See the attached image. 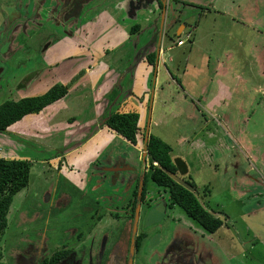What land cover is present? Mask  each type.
I'll return each mask as SVG.
<instances>
[{"label": "rangeland", "instance_id": "rangeland-1", "mask_svg": "<svg viewBox=\"0 0 264 264\" xmlns=\"http://www.w3.org/2000/svg\"><path fill=\"white\" fill-rule=\"evenodd\" d=\"M192 1L199 2L198 4L205 8H213L199 33L196 34L199 38L200 50L207 46L210 47V44L217 50L230 49L234 56L229 61L231 69L246 79L243 81V86L248 83V90L236 95L231 101L225 102L223 107L215 110H224L229 117L230 125L226 124L223 116H212V111L203 109L204 114L198 119L187 120L189 122L187 125H185L184 117L176 118L174 127L169 129H163V126L153 127L151 134L160 135L161 139L173 147V158L184 157V161L189 167L188 175L192 176L198 187L197 194L200 200L206 202L210 209L216 213V216L225 223L217 232L211 234L189 218L179 206H167L170 199L169 192L151 180L150 171L149 169L145 171L146 164L140 152L131 145L127 146L126 142L117 140L116 147L113 146V148L121 154H130L133 151L134 160L132 163L136 170L135 176L141 175L143 178L144 174H147L148 177L147 197L141 205L138 223V234L146 236V238L138 252L135 251L133 254L130 249L129 259L133 261V264H162L161 258L173 256L169 250L174 247L177 240L189 239L195 243L198 252L202 250L212 257V264H264V34L259 32L260 28L262 29L260 31H264V25H260L257 19L260 16L259 12H264V6H261L264 0ZM251 13L257 16L255 19L257 25L254 28V30H258L256 34L253 32L254 30L249 29L246 31L245 39L236 38L232 32L226 37L227 30L231 31L232 17L239 19L243 14ZM143 20L141 21V18L140 20L135 19V21L128 19V24L134 25L141 21V24L144 25ZM191 20L190 25L193 26L195 20ZM251 20L254 19L245 16L247 25H250ZM97 22L100 28L104 24V21L99 18ZM228 22L231 23L229 26ZM220 23H222V28H219ZM117 32L121 35L118 34V41L114 40L113 45L116 42H123L128 33L130 34V30L126 32V35H122L125 34L122 30L118 29ZM187 35L188 31L183 35L184 40L187 39ZM137 36L138 34L132 39H136ZM4 38L0 32V45L2 42H7L4 41ZM104 41L107 43L106 40ZM177 41V38H173L164 42L161 53L168 64L167 74L169 77L171 74L170 79L173 80V87H175L174 97L169 99L166 104L169 111L173 113L181 100L195 99L197 102L198 99L191 98V96L200 90L202 81L207 79V75L200 76L195 81L192 80L194 86L189 84L188 77L193 79L196 74L192 69L193 64L197 62L205 64L207 63L205 58L210 57L203 55L200 58L193 54L188 72L186 74L182 71L177 72L174 63L168 62V57L174 58V54H178L180 51L179 48L176 49ZM68 42L70 47H67V50L63 48L62 51L49 54V62H61L67 57L88 56L87 61L92 58L86 64V67L90 65L89 70H86L83 77L75 82L69 95L72 90L71 96L83 94L88 97V95L94 94L99 99L97 105L99 104V109H101L102 105L107 102L102 98V94L108 91L111 84L108 82L101 86V83L97 84V81L102 76L109 78L110 73L107 69L109 64L114 65V61H116L114 54L104 55L103 59L107 61L105 62L100 59L103 53L100 54L102 50L99 48V46L105 45L104 42L98 48L90 47L93 43L92 39L84 41L87 45L85 48H79L69 40ZM186 42V46L181 49L184 54L181 52L178 60L181 67L187 63L185 53L192 48L190 42ZM87 49L91 51V54L89 52L88 55L86 54ZM92 52L97 57L93 58ZM118 54L127 55L128 51ZM221 56L223 53L220 52L217 58L219 59ZM43 60L39 53L32 52V49L28 47L14 48L13 52L6 47L0 48V72H2L0 75V105L7 100L18 101L23 98L43 95L56 84L69 85L78 74L79 69L67 73L70 67V63H67L62 65L63 68L47 73L44 79L41 77L29 87L20 89L21 79L32 70L41 68L45 64ZM234 62L236 64L240 62L241 66L235 67ZM175 63L177 62L175 61ZM130 82L132 83L131 79L124 83L128 86ZM190 85L193 87L192 89ZM184 88H189V93L187 91L185 94ZM178 94L181 95V99L178 98ZM238 96L240 100H238ZM239 101L243 102V106L239 105ZM55 105L58 111L50 112L51 109L44 113L27 116L13 125L7 133H0V158L23 159L24 157L33 162L29 186L14 198L8 216V229L0 241V261L4 264H14L15 255L21 254V251L27 248L29 243H45L48 247V255L67 247L75 251L83 264H98L91 263V255L88 251L93 235L100 231V227H97V231H92L95 226L92 218L99 209L102 215L100 224L103 227L100 236L101 232L108 229L114 235V245L118 241H123L115 247L117 251L114 250V264H120L119 258L123 254H118L119 249L123 250L122 253L128 252L129 242L135 229V227L130 229L134 220L131 219L130 222L127 212L123 210L124 204L131 196V193L127 192L130 177L128 173H120L116 180L112 178L109 181L103 178L102 188L93 193L90 191V183L88 184L90 180V177L87 178L88 175L82 176L81 179L84 182L79 187L72 186V180L68 179L71 178L68 176V171L65 177L60 176L57 162H48L47 159L54 158L60 152L72 147V145H64L68 135H72L69 141L78 140L80 132L81 135L86 132L83 120L91 112L88 111L82 116L80 125L77 121L72 123L77 126L64 129L63 123L68 118L79 114L77 110L80 108L71 104L68 107H61V104L57 106L58 103ZM241 110L248 112V115L240 114ZM150 119L149 112L147 124ZM153 120L155 121V119ZM171 120L173 117L170 118ZM247 120L248 122H246ZM217 122L222 125H216ZM67 129L73 131L66 134ZM60 130L63 131L60 132ZM141 130L139 132L142 142L143 128ZM86 133L87 139L85 138V141L82 142L91 138L88 136L92 130L88 129ZM79 147L80 145L77 148ZM217 148L221 155L225 154L224 162L226 163H222L216 170L211 164L219 156L216 152ZM71 152L73 151L71 150ZM111 152L114 153V150ZM245 152L249 154L245 155ZM228 156L235 159L233 161L238 166L237 169L230 168L227 163ZM228 168L230 169L227 170ZM105 176L111 178L110 175L105 174ZM185 177L187 178V175ZM73 182L78 185V180ZM95 182L96 179L93 183ZM205 187L212 190V196L202 200ZM64 191L72 195L73 201L69 206L59 207L54 201ZM49 199L50 201H48ZM107 199L110 200L107 201ZM112 199H114V204ZM113 206L115 213L118 214V217L114 216V219L109 216V211L108 214L106 213L105 209ZM36 209L41 212L38 221L31 217L32 212ZM101 238L99 237V240ZM95 255L96 252L92 255V259Z\"/></svg>", "mask_w": 264, "mask_h": 264}, {"label": "flooded vegetation", "instance_id": "flooded-vegetation-1", "mask_svg": "<svg viewBox=\"0 0 264 264\" xmlns=\"http://www.w3.org/2000/svg\"><path fill=\"white\" fill-rule=\"evenodd\" d=\"M198 3L192 0H0V32L5 37L4 41H7L2 42L0 48L6 47L9 51L13 52L14 48L28 47L32 49V52L39 53L44 59L45 64L41 68L32 70V72L26 74L21 79L20 89L29 87L37 79L44 77L47 73H51L55 69L63 68L64 66L62 65L67 63H70L67 73L79 69L77 72V75H79L83 71L86 72L88 67L90 68V65L88 67L85 66L88 63L86 60L88 56H79L78 58L67 57L57 63L49 62V54L51 52L57 53L56 51H62L63 48L67 50V47H70L68 40L79 48H85L87 45L84 41L88 39H92L93 41L90 46L91 48H94V46L98 48L106 40L107 43L99 46V48L107 55L117 53L120 50L128 51L129 57H126V60H124V62H127V65H123L122 70L114 75V65L109 64V68L107 69L110 73L109 78L102 76L98 80L101 86L108 82L111 84L108 87V91L102 95V98L107 101L102 111L104 114L105 112L112 111L114 103L126 96L131 89L135 69L143 59L144 53L151 51L156 53L159 49L162 52L164 42L173 38L178 39V33L182 35L188 31V34L191 36L190 39H193L192 34L197 30L200 21L205 20L211 14V9H213L205 8ZM261 17L263 19L262 25H264V12ZM98 18L104 21L101 28L97 25ZM140 18L141 21L144 19V25L141 24V21L136 22L135 26H132V29L136 26L139 29L134 33L132 30L131 35L134 37L141 31H144L146 33L143 36L136 39L129 38V41L124 40L118 45L112 44L114 42V31L118 27L121 25H129L128 19L135 21V19L140 20ZM191 19L195 20L193 26L190 25ZM259 30L262 29L260 28ZM260 33L263 35L264 31H260ZM87 51L91 52L89 49ZM94 57H96L95 54ZM1 70L3 71L2 68ZM1 74L2 72H0ZM129 79H131L132 83L130 82L127 86L124 82ZM93 126H90L89 129L92 130ZM149 127L148 125L146 126V133ZM112 150H114V153L111 152ZM112 150L103 159L92 163L91 173L87 176V178L90 177L88 184L90 183V191L92 192L91 189L94 185L98 186L97 189L102 188L104 183L103 178L111 181L112 178L115 180L119 178L120 173H128L130 181L127 184V192L129 191L131 196L124 204L123 210L127 212V218L130 222L131 219L134 220V224L130 229L135 226L136 229H134L133 235L131 236L128 252L122 253L123 250L119 249L118 254H123L119 258L120 264H133V261L129 259L130 249L133 254L135 251L138 252L146 238V236H143V240L140 243L138 242V237L142 235L138 234L140 212L137 222L136 212L137 209L139 211L141 210V205L146 200L148 177L147 174H144L143 178L141 175L138 177L135 176L136 170L133 167L134 164L128 160L130 159L131 153L117 156L115 155L116 149ZM113 155L114 158L112 159ZM141 156L146 164L145 171L149 169L151 174L152 160L148 154L147 145H145ZM229 166L235 169L238 167L235 163H230ZM105 174L110 175L111 178H108ZM94 177L97 179L95 183L91 181ZM115 180L114 182H116ZM134 191L137 192L136 196ZM140 191L141 196H139ZM144 194L145 198L143 199ZM111 201L114 204V199ZM55 202L59 207L69 206L62 193L56 197ZM167 206L171 207L170 200ZM105 209L107 214L109 211L111 218L114 219V216L118 217V214L115 213L114 206ZM31 217L35 221H38L37 219H40L41 212L36 209L32 212ZM101 218L100 210L97 209V213L92 218L94 219L95 225L92 231H97V227H100V231L102 230L103 227L100 224ZM100 231L93 235L89 246L90 250L88 253L91 255V263L114 264L115 247L123 241H118L114 245V235L107 229L101 232L100 236ZM99 237H102L101 240H99ZM171 249L169 252H172L173 256L171 258L170 256L161 258L162 264H212V257L202 250L198 252L195 243L189 239L177 240ZM61 250H70L71 252L55 262L56 259H53V257L56 252ZM61 250L48 255V247L45 243H29L27 248L21 251V254L15 255L14 264H83L73 249L64 247ZM94 252H96V255L92 259ZM196 253L199 254L196 255Z\"/></svg>", "mask_w": 264, "mask_h": 264}, {"label": "crops", "instance_id": "crops-1", "mask_svg": "<svg viewBox=\"0 0 264 264\" xmlns=\"http://www.w3.org/2000/svg\"><path fill=\"white\" fill-rule=\"evenodd\" d=\"M263 3L261 4L262 7H263ZM259 13H260L259 18H257L256 14H253V13H251L249 15L243 14L242 17H239V19L237 17H232V19H231L232 25L230 26L231 31L227 30V32L225 33L226 37H228L227 35H229V33L232 32L236 38H238L240 40L242 38L245 39L246 31H248L249 29L253 31L255 26L257 25V21L255 20L256 18L259 21L258 23H260V25H262V23H263V19L261 17L262 13L261 12H259ZM244 15L247 18L254 19V20H251L250 25L246 24ZM204 21L205 20L200 21L197 30L192 34L193 39H192V43H190L192 48L190 49L189 52L185 53V55H186L185 57H187V60H186L187 63L184 64V67H181L178 64L179 63L178 60H179L180 54L182 52L181 49L186 46V43L183 46L176 45L177 46L176 49L179 48V50H180L179 53L174 54V58L168 57V62L174 63L175 69L177 72L182 71L184 74H186L188 72L189 63L191 62L193 54L197 55L200 58H202L203 55L204 56H207V55L210 56L208 58L207 57L205 58L207 60V61H205V62H207L205 64H203L204 62L203 63L197 62L196 64H193L192 69H193V71L196 72V74L193 76V79L188 77L189 84L192 85V80L195 81L200 76L207 75V79H204L202 81V84L200 86V90L196 91V93L192 94V96H191V98H194V97L197 98L198 99L197 102L195 101V99H190L189 101L188 100H186V101L181 100L180 104L176 105V107L174 109L175 110L174 113L172 111L170 112L169 111L170 109L167 108L166 104L168 103L167 101L169 99H172L174 97L173 93H174L175 87H173V84H174L173 80L170 79V77H172L171 74H170V77L167 74L168 73V69H167L168 64L166 63V60L163 58V56H161V60L159 61L160 64H159L157 73H156V69L154 68V65H151L148 62L146 56H144L143 59L140 61V63L137 65V67L135 69V74H134V81H133V83L131 85V89H130L131 93L122 97L121 103L119 104L120 106H118V111L120 113L137 112L140 115L139 128H140V131H142L141 128H143V136L144 137H143V141L141 142L140 132H139L137 146H134L129 141H127L122 136L118 135L115 131H112L108 127H104L103 129L99 130L94 136H92L86 142H82V141H85V138L87 137V133H86L87 130L89 129L90 126H93L95 123H97V121L99 120V118L103 114L102 113L103 109L106 106L105 105L106 103H105L102 105V108L99 109L100 106H99V104L97 105V101L99 99L96 95L92 94V95H88V97L83 95V94L71 96V94L73 93V90H72L70 92V95H68L66 99L57 102L58 103L57 106H60V104H61V107H64V106L68 107V105L71 104L74 107L78 106L80 108V110H77L79 112V114H77L71 118H68L63 123L62 127L64 129L66 127L72 128V127L77 126V125L72 124L73 122L76 123L77 121H79L78 125H80L82 123V121L80 120L82 118V116H84L88 111L91 112L88 116L86 115L85 119L83 120L84 121L83 124H85L86 132H84L82 135L80 132V134L78 135V140H76V141H69L71 139L72 135H68L69 137L66 139V142L64 145H67V146L72 145L73 148L70 147L71 149L68 148L67 149L68 151L65 150V151L60 152V154L58 156L51 158L48 161V162H52V163L57 162L58 171H59L60 176L63 175L65 177V174H67L66 172L68 171V176H71V178L69 177L68 179L72 180V186H78L79 187L84 182V180L81 179L82 176H86V175L89 176V174L91 173L92 163H95L96 161L103 159L108 154V152L110 150L114 149L113 146L116 147L115 143L117 140H122V142H126L127 146H129V145L133 146V148L136 149L137 151H140V155H142L143 149H145V145H146L144 138L146 135V126L148 124L150 126L149 127V136H150V134L152 133L153 127L159 128L160 126H163V129L164 128L169 129V128L174 127V124L176 122V118H183V117L186 119L185 125H187V124H189V122L187 120L198 119L199 116L204 114L203 109L204 110L206 109L210 112L212 111L211 112L212 116H215V115L216 116H218V115L223 116L226 124L230 125L229 117H227V115L225 114V111L224 110L215 111V110L219 109L220 107H223V104L225 102L231 101L232 99H234V97H236V95H239L241 92L243 93L245 90H248L247 88H248L249 84L247 83L246 85L243 86V84H244L243 81H245L246 79L244 77H242L241 75L235 73L231 69V65H230L231 63L229 61H231L234 56H233L232 52L230 51V49H227V50L226 49H218L217 50V49H215V47L213 45L210 44V47L207 46V47H204L203 50H200L201 47L199 45V38H197L198 35H196V34L199 33V30L202 28ZM221 24L222 23H220L219 28H222ZM230 24L231 23L228 22L227 25L229 26ZM132 26L133 25L129 24L127 26L121 25L120 27H118L114 31V40L118 41V37H119L118 36L119 33L117 32L118 29L122 30L125 33L122 35H126V32L128 30H130V34L128 33V36L125 40L132 38L131 32L134 29V28L132 29ZM134 26H135V24H134ZM180 32H182V30H180ZM253 32L256 34L258 32V30H254ZM259 32H260V30H259ZM184 34L185 33H183L181 36H179L178 39H184L183 38ZM119 35H121V34H119ZM120 43L116 42V45H118ZM100 50H102V49H100ZM259 50L262 51L261 49H259ZM88 52L89 51H87L86 54ZM121 52H123V51L120 50L117 53H114V57L116 59V61H114L115 62L114 63V75H115V73H117L123 69V65H127V62H124V60H126V57L128 58L129 56H128V54L127 55L118 54ZM220 52L223 53V56H221L218 59L217 55ZM101 53H103V55ZM182 53L184 54V52H182ZM100 54H101L100 59H103L104 55H106V53L103 50L100 51ZM149 54H155V52L151 51V52H149ZM226 55H227V57H226ZM96 57H97V55H96ZM88 61L90 62L91 58ZM175 61L177 63H175ZM100 62H102V61L100 60ZM105 62H107V61H105ZM88 63H86V64H88ZM233 64L235 65V67L241 66L240 62H238L237 64L234 62ZM233 69H236V68H233ZM87 70H89V67L87 68ZM169 73H170V71H169ZM43 79H44V77H43ZM192 86H194V84ZM192 86H191V89L193 88ZM106 89H107V87H106ZM187 91L189 93V91H190L189 88L183 89V92L185 94H187ZM179 95L180 94H178V98L181 99L182 97H181V95L180 96ZM152 97H153V99H152ZM237 98H238V100H240L239 96ZM239 105L243 106V102L239 101ZM55 107H56V105L54 104L53 106L46 108L41 113H44L46 110L48 111L51 109L52 110L50 112L58 111V109H56ZM114 110H116V109L114 108ZM178 110H180V111H178ZM149 112H150L151 119H150L149 123L147 124V118L149 116ZM245 113H246V111L241 110L240 114H245ZM246 115H248V112L246 113ZM171 117H173V120L170 121ZM153 119H155V121ZM246 122H248V120ZM216 125L221 126L222 124H220V122H217ZM62 131L63 130H60V132H62ZM72 131L73 130H71V129L70 130L67 129L66 134H70ZM158 137H160V135H158ZM75 145H77V146H75ZM79 145H80V147L77 148ZM71 150L73 152H71ZM218 151L219 150L217 148L216 152H218ZM130 153H131V156L129 157L130 159H128V160L132 162L134 160V154H133V151H131ZM247 153L248 152H245L244 154L246 155ZM214 154H215V152H214ZM214 154H212V156H214ZM115 155L122 156V154L117 150L115 151ZM218 155H219L218 158H216L214 160V162H212V164H211V166H213L216 170L218 167H220V165H222V163H225L224 161L226 160L225 156H224L225 154L221 155L218 152ZM143 156H145V155H143ZM254 157H257V156H254ZM113 158H114V155L112 156V159ZM174 158H177V157H174ZM228 158L229 159H228L227 163H229V164L234 163L233 160H235V159L233 157L228 156ZM17 159H20V158H17ZM181 159L185 160L184 157H182ZM95 178L96 177L92 178L91 181H94ZM86 179L87 178H85V180ZM75 180H78V185H75V183L73 182ZM97 188H98V186L94 185L91 189L92 192L96 193L97 191H99V189H97ZM62 195H63L64 199L67 200L68 205H70L73 201L72 195L66 191H64L62 193Z\"/></svg>", "mask_w": 264, "mask_h": 264}, {"label": "trees", "instance_id": "trees-1", "mask_svg": "<svg viewBox=\"0 0 264 264\" xmlns=\"http://www.w3.org/2000/svg\"><path fill=\"white\" fill-rule=\"evenodd\" d=\"M138 29V26L134 27L133 33ZM189 41L192 43V39ZM155 59L156 54H149L147 56V60L151 65L155 63ZM84 74L85 71L77 75L69 85L56 84L43 95L23 98L18 101L7 100L1 104L0 133H7L10 127L22 121L25 117L32 114H40L49 106L66 99L72 86L75 82L81 79ZM130 92L131 90L128 91L127 95ZM120 103L121 100H117L114 103V108L116 110H113L114 108L112 107V111L102 114L97 123L94 124L92 133L88 136V138L96 134L102 128L108 127L131 144H138L140 115L137 112H118L117 110ZM147 146L148 154L152 160L150 178L157 186L168 190L171 207L179 206L182 210H184L189 218L196 221L202 228L211 234H214L222 226H224L225 221L217 217L216 213L213 209H210L206 202L200 200L197 191H190L175 181L166 172L170 171L176 174L178 173L172 156L173 147L160 137L153 134H150ZM47 160L49 161L50 158ZM155 163H157V165H155ZM32 168L33 162L26 158H0V241L8 229V216L14 202V198L30 184ZM183 179L198 190L192 176L187 175V178L184 177ZM134 192L136 196L137 192ZM211 196L212 190L209 187H205L203 190L202 200L208 199ZM142 198H145V194ZM142 240L143 236L138 237L139 243ZM70 252V250L58 251L54 255L53 259H56V262L59 258L67 256ZM0 264L4 263L0 261Z\"/></svg>", "mask_w": 264, "mask_h": 264}, {"label": "water", "instance_id": "water-1", "mask_svg": "<svg viewBox=\"0 0 264 264\" xmlns=\"http://www.w3.org/2000/svg\"><path fill=\"white\" fill-rule=\"evenodd\" d=\"M145 33H144V31H141L140 33H138L137 38L143 36ZM177 36L178 37L181 36V33H178ZM155 54H156V59H155V63L153 65H154V68L156 69V73H157L158 72V67H159V64H160L159 61L161 60V49H159ZM148 55H149V53L146 52V53L143 54V57L144 56L147 57ZM121 88H122V86H121ZM152 99H153V97H152ZM148 126H149V124H148ZM145 139H146L145 142H146V145H147L148 144V139H149V128H147V133H146V138ZM174 163H175V165L177 167L178 173L176 174V173H173V172H170V171H166V172L170 175V177H172L179 184L183 185L184 187H186L187 189H189L192 192H196V189L191 184H189L187 181H185L183 179L184 176L189 174V167L186 164V162L183 159H181V158H177V159L174 160ZM141 191H142V188H141ZM141 191H140L139 196H141ZM139 212H140L139 209H137L136 222L138 221ZM135 229H136V226H135Z\"/></svg>", "mask_w": 264, "mask_h": 264}, {"label": "built area", "instance_id": "built-area-1", "mask_svg": "<svg viewBox=\"0 0 264 264\" xmlns=\"http://www.w3.org/2000/svg\"><path fill=\"white\" fill-rule=\"evenodd\" d=\"M190 38H191V36L188 34V35H187V39H186V40H184V39H178V41H177V44H176V45H178V46H182V45H184L185 43H187L186 41H189V40H190Z\"/></svg>", "mask_w": 264, "mask_h": 264}]
</instances>
